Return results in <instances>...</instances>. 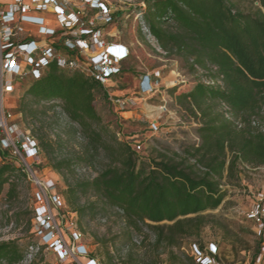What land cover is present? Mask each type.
I'll return each mask as SVG.
<instances>
[{
	"label": "trees",
	"instance_id": "obj_1",
	"mask_svg": "<svg viewBox=\"0 0 264 264\" xmlns=\"http://www.w3.org/2000/svg\"><path fill=\"white\" fill-rule=\"evenodd\" d=\"M144 2L143 21L150 35L166 54L183 58L197 76L184 98L200 121L199 145L139 155L103 124L95 100L98 93L109 98V92L102 81L80 69L51 62L45 75L20 81L17 88L22 93L20 110L55 101L76 125L72 133L86 140L82 155L53 160V169L73 173L78 164H93L100 151L106 156L97 176L68 188L74 202L79 194L96 196L74 207L79 217L116 207L132 230L147 226L153 231L156 249H172L181 239L200 235L209 223L205 212L225 201V184L239 182L246 165L264 166V131L259 124L264 123V0ZM244 2L249 5L243 7ZM254 118L260 120L256 125ZM22 171L12 162L0 164V195L6 184L9 197L15 195L11 176L19 177ZM259 247L260 241L254 260ZM27 249L15 240L0 241V264L19 263ZM159 263L155 256L146 264ZM170 264L198 263L193 257L182 262L172 252Z\"/></svg>",
	"mask_w": 264,
	"mask_h": 264
},
{
	"label": "rangeland",
	"instance_id": "obj_2",
	"mask_svg": "<svg viewBox=\"0 0 264 264\" xmlns=\"http://www.w3.org/2000/svg\"><path fill=\"white\" fill-rule=\"evenodd\" d=\"M99 3L111 8L115 19L111 24L94 23L101 29L104 46L114 41L130 44V56L121 63L117 76L105 87L113 97L132 100L126 108H120L98 93L95 107L103 124L115 131L119 138L128 141L143 157L156 156L157 151L181 152L189 145H199L200 121L196 118L194 106L184 98L197 76L190 72L183 58L166 54L150 35L143 21L144 0H73L72 9L75 12L82 10L91 26ZM242 5L246 7L249 3ZM102 50L101 46L94 45L83 56V64ZM145 75L153 78L152 91L143 92L140 88V80ZM33 79L27 78L28 81ZM21 96L17 88L8 100L15 113V124L20 131L29 132L31 141L39 146L41 164L36 169L37 175L51 185L50 191L60 199L48 203L50 191L45 195L20 167L22 174L11 176V181L16 183L15 195L9 197L10 184L5 185L0 195V241L15 240L23 250L32 243L38 244L41 250L35 263L56 264L55 250L43 240L44 227L55 223L71 244L80 241L91 257L101 264H146L155 256H159V264H170L172 252L187 263L193 257L194 244L205 247L209 242L217 243L225 264H254L259 239L247 212L255 194L264 189V166L246 165L239 182L225 184L227 197L217 209L205 212L209 223L199 236L183 238L172 249L164 246L156 249L153 231L147 226L140 231L132 230L116 207H109L105 213L94 216L79 217L74 207L85 205L96 196L93 192L79 194L74 202L68 196V188L97 176L107 161L106 156L100 151L93 164H78L73 173L53 169V160L82 155L86 140L80 133L74 135L71 128L76 125L51 105L33 104L29 111L20 110ZM254 120L256 124L260 122L257 118ZM152 123L158 125L157 130L153 129ZM259 124L264 131V123ZM138 144L142 145L139 150L136 148ZM48 204L52 218L46 214ZM75 234L81 235L78 241Z\"/></svg>",
	"mask_w": 264,
	"mask_h": 264
},
{
	"label": "built area",
	"instance_id": "obj_3",
	"mask_svg": "<svg viewBox=\"0 0 264 264\" xmlns=\"http://www.w3.org/2000/svg\"><path fill=\"white\" fill-rule=\"evenodd\" d=\"M72 1L0 0V164L12 162L22 167L28 179L45 195L52 187L37 175L36 169L41 164L40 148L31 141L29 132L18 129L14 121L15 113L8 103L16 93L19 82L29 77L41 78L49 64L55 62L63 69H80L106 85L117 76L121 63L130 56V48L119 41L104 46L101 29L94 25L95 22L113 23L111 8L104 3L97 4L95 8L98 11L89 26L82 10L73 11ZM44 12L52 15L55 26L49 25L46 18L40 15ZM94 45L101 46L103 50L87 58V63L83 64V56ZM146 78L147 75L143 76L140 86L143 92L153 89L149 83L147 87L143 86ZM109 99L120 108L132 103L131 99L113 97L111 94ZM47 104L65 114L57 102L50 101ZM224 108L227 106L224 105ZM253 124L256 125L255 120ZM152 127L158 129L156 123H152ZM136 148L139 150L142 145L138 144ZM59 199V195L50 191L48 203H55ZM48 207L47 217L52 218L49 204ZM247 216L254 222V232L260 241L254 264H264V189L255 194ZM44 229V243L55 250L56 264H101L78 241L80 234H75L78 243L71 244L59 225L49 223ZM40 250V245L30 244L25 256L17 264L35 263ZM192 256L198 264H225L215 242H209L205 247L194 244Z\"/></svg>",
	"mask_w": 264,
	"mask_h": 264
},
{
	"label": "crops",
	"instance_id": "obj_4",
	"mask_svg": "<svg viewBox=\"0 0 264 264\" xmlns=\"http://www.w3.org/2000/svg\"><path fill=\"white\" fill-rule=\"evenodd\" d=\"M40 15L44 16L46 18V22L51 25V26H55L56 24V21L55 19L52 17L51 14H49L48 12H44V13H41ZM29 26V25H27ZM31 28H35L33 26H29ZM125 45H127L129 48H130V44L129 43H124ZM143 78V77H142ZM142 78L140 81H142ZM148 83L150 84V86L153 87V78L150 76V75H147V78L145 79V82H144V87H147ZM144 92H149V91H144Z\"/></svg>",
	"mask_w": 264,
	"mask_h": 264
}]
</instances>
